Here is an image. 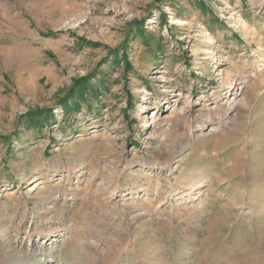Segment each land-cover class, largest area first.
Listing matches in <instances>:
<instances>
[{"label":"rangeland","instance_id":"rangeland-1","mask_svg":"<svg viewBox=\"0 0 264 264\" xmlns=\"http://www.w3.org/2000/svg\"><path fill=\"white\" fill-rule=\"evenodd\" d=\"M0 264H264V0H0Z\"/></svg>","mask_w":264,"mask_h":264},{"label":"bare ground","instance_id":"bare-ground-1","mask_svg":"<svg viewBox=\"0 0 264 264\" xmlns=\"http://www.w3.org/2000/svg\"><path fill=\"white\" fill-rule=\"evenodd\" d=\"M53 251V250H52ZM53 255V254H52ZM52 257V256H51Z\"/></svg>","mask_w":264,"mask_h":264}]
</instances>
